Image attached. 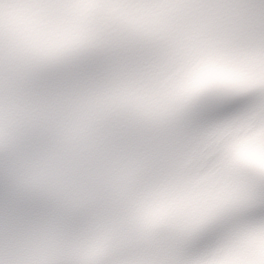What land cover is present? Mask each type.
<instances>
[{
  "label": "snow or ice",
  "instance_id": "1",
  "mask_svg": "<svg viewBox=\"0 0 264 264\" xmlns=\"http://www.w3.org/2000/svg\"><path fill=\"white\" fill-rule=\"evenodd\" d=\"M0 264H264V0H0Z\"/></svg>",
  "mask_w": 264,
  "mask_h": 264
}]
</instances>
